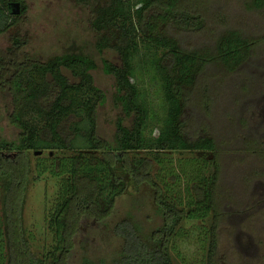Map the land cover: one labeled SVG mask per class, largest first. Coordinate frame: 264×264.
<instances>
[{
	"label": "trees",
	"instance_id": "1",
	"mask_svg": "<svg viewBox=\"0 0 264 264\" xmlns=\"http://www.w3.org/2000/svg\"><path fill=\"white\" fill-rule=\"evenodd\" d=\"M13 2L21 3L18 16L11 12ZM77 2L93 14L96 50L118 57L104 60L103 69L114 76L132 125L117 123L115 146L99 138L97 110L105 94L95 84L92 72L98 64L91 56L73 51L31 60L22 52L26 41L12 39L6 53L0 52V86L9 90L10 120L20 134L17 142L0 141V264H68L83 223H101L111 215L127 190V177L154 189L163 224L147 240L134 222L116 226L123 251L112 264H174L173 244L188 238L183 225L193 221L202 224L191 231L198 236L202 264H220L219 230L230 214L221 202L222 142L211 126L219 115L203 79L208 75L225 86L241 75L262 53L264 35L240 28L227 6L217 7L219 0ZM240 2L247 14L264 10V0ZM26 13L24 0H0V35ZM142 49L151 54L148 65L164 91V127L156 137L145 134L152 114L133 80ZM248 89L243 87V94ZM45 150L55 155L34 161L29 154ZM11 151L13 157L4 154ZM172 151L191 156L175 160ZM47 177L59 182L48 219L54 243L47 255L36 256L22 215L31 179Z\"/></svg>",
	"mask_w": 264,
	"mask_h": 264
},
{
	"label": "rangeland",
	"instance_id": "2",
	"mask_svg": "<svg viewBox=\"0 0 264 264\" xmlns=\"http://www.w3.org/2000/svg\"><path fill=\"white\" fill-rule=\"evenodd\" d=\"M24 1L27 13L19 25L0 35V52L6 53L12 39L17 36L26 41L22 52L31 60L46 61L73 51L91 56L98 64V69L92 72L95 84L105 94V100L97 110V133L102 141L115 146L117 123L122 121L125 126L131 127L132 118L125 117L123 113L114 76L103 69L104 60L116 62L118 57L112 51L101 54L95 48L91 9L84 8L77 0ZM219 1L217 7L227 6L229 13L238 17L236 23L240 28L264 35V10L262 13L247 14L240 0ZM149 55L142 49L136 57L133 80L152 114L145 134L156 137L164 127L166 108L162 81L155 77L148 65L151 61ZM258 57L243 69L241 75L229 79L232 82L228 81L225 86L218 85V79L208 75L203 79L204 85L214 95V107L219 115L211 126L222 142L220 193L225 195V200L227 198L226 202H221L230 214L219 230L220 264H264V48ZM23 60L24 57H21ZM246 86L248 92L243 94L242 88ZM13 112L9 90L0 86V141L17 142L19 138L20 130L10 120ZM227 112H231L230 115ZM189 113L192 114L190 109ZM247 121L249 124L245 127ZM224 138L229 139V145ZM11 153L15 152H4L13 157ZM50 153L55 155L50 150L41 155L29 152L32 160ZM170 154L175 160L191 156L183 151H172ZM126 181L127 190L116 200L107 219L101 223H83L80 234L74 240L75 248L68 264H112L123 251V240L117 236L115 228L124 221L136 223L145 240L162 226L163 218L158 213L154 189L144 181L135 182L130 177ZM58 190L59 182L51 177L37 182L31 179L28 187L22 218L30 249L36 256L47 255L53 246L54 234L48 226V219ZM3 197L4 188H1L0 201ZM200 224L193 221L183 225L188 238L173 244L175 248L171 250V256L174 264H202L204 256L199 248L198 236L191 235V231H195Z\"/></svg>",
	"mask_w": 264,
	"mask_h": 264
},
{
	"label": "water",
	"instance_id": "3",
	"mask_svg": "<svg viewBox=\"0 0 264 264\" xmlns=\"http://www.w3.org/2000/svg\"><path fill=\"white\" fill-rule=\"evenodd\" d=\"M10 8L13 15L18 16L21 14V3L13 2L10 4ZM41 154L42 152H36V155H41Z\"/></svg>",
	"mask_w": 264,
	"mask_h": 264
}]
</instances>
